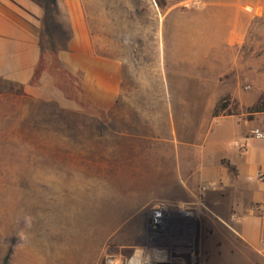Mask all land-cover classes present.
Returning <instances> with one entry per match:
<instances>
[{
    "label": "rangeland",
    "instance_id": "obj_1",
    "mask_svg": "<svg viewBox=\"0 0 264 264\" xmlns=\"http://www.w3.org/2000/svg\"><path fill=\"white\" fill-rule=\"evenodd\" d=\"M30 1L41 8V68L49 71L32 85L44 83L50 99L0 81V264H262L264 242L255 250L245 239L242 216L227 219L200 195L176 204L157 194L152 143L140 139L155 133L134 114L159 113L163 81L180 101L196 83L227 91L220 114L261 125L264 0L232 8L249 24L242 31L206 26L231 18L226 0H161L164 8L157 0ZM74 26L96 53L148 73L136 110L94 108L79 79L61 71L55 55Z\"/></svg>",
    "mask_w": 264,
    "mask_h": 264
},
{
    "label": "crops",
    "instance_id": "obj_2",
    "mask_svg": "<svg viewBox=\"0 0 264 264\" xmlns=\"http://www.w3.org/2000/svg\"><path fill=\"white\" fill-rule=\"evenodd\" d=\"M251 1L226 0L224 4L229 7L231 18L225 22H208L206 26L216 30L247 29L249 24L239 16L240 10L232 8ZM38 8L39 11L30 0H0V81L22 87L34 99L46 100L50 97L41 95L44 83L32 85L43 55L41 22L36 17L41 8ZM72 23L75 24L74 20ZM74 29L75 36L67 43L68 48L57 54L61 71L79 79L82 92L94 108L107 109L109 114L122 103L136 110L142 93H149L144 81L148 73H136L126 58L96 53L92 42L78 36L75 26ZM199 38L198 35L193 38L194 44ZM144 69L147 66L139 65V71ZM39 73H44L45 82L49 71ZM164 76L167 79V74L162 79ZM150 90L155 93L154 86ZM174 90L168 83L164 86L163 81L161 91L166 97L156 107L159 113L150 119L134 114L139 125H147L155 133L140 136L152 143L149 149L155 157V178L151 183L165 201L187 204L200 195L207 205L228 214L227 219L238 220L242 216L238 220L241 234L255 250L260 249L264 242V181L257 177L264 174V140L250 138V132L262 123L258 126L254 119H245L241 114H215L226 90L191 84L186 88V93L191 95L187 101L175 97ZM250 99L255 100L254 93ZM236 143H246V151L240 150ZM211 186L214 188L202 193Z\"/></svg>",
    "mask_w": 264,
    "mask_h": 264
},
{
    "label": "built area",
    "instance_id": "obj_3",
    "mask_svg": "<svg viewBox=\"0 0 264 264\" xmlns=\"http://www.w3.org/2000/svg\"><path fill=\"white\" fill-rule=\"evenodd\" d=\"M250 138H253V139L259 140V141L264 140V120H263L262 125L260 127H257L250 132ZM235 145L238 146V148L242 151H246V149H247L246 143H241V144L236 143ZM257 179L259 181H264V174L260 173L258 175ZM211 187H213V186H211ZM209 188L210 187H207V188H205V190L209 189Z\"/></svg>",
    "mask_w": 264,
    "mask_h": 264
},
{
    "label": "trees",
    "instance_id": "obj_4",
    "mask_svg": "<svg viewBox=\"0 0 264 264\" xmlns=\"http://www.w3.org/2000/svg\"><path fill=\"white\" fill-rule=\"evenodd\" d=\"M161 0H157V3H158V6L160 7V8H164V4H162L161 2H160ZM42 49H43V47H42ZM45 49H43L42 51H43V55H42V60L44 59V57L46 56V53H45V51H44ZM53 52H55V51H53ZM55 58H57V56L55 55ZM42 60H41V64H40V69H39V71H43L44 69H42L41 68V65H42ZM57 62H58V59H57ZM39 71H38V73H39ZM36 75H37V73L35 74V76H34V78L33 79H35L36 78ZM34 84V83H33ZM226 106L225 105H222L221 106V109H224ZM219 112H220V110H219V108L217 107V110L215 111V114H219Z\"/></svg>",
    "mask_w": 264,
    "mask_h": 264
},
{
    "label": "water",
    "instance_id": "obj_5",
    "mask_svg": "<svg viewBox=\"0 0 264 264\" xmlns=\"http://www.w3.org/2000/svg\"><path fill=\"white\" fill-rule=\"evenodd\" d=\"M158 264H168V263H158Z\"/></svg>",
    "mask_w": 264,
    "mask_h": 264
},
{
    "label": "bare ground",
    "instance_id": "obj_6",
    "mask_svg": "<svg viewBox=\"0 0 264 264\" xmlns=\"http://www.w3.org/2000/svg\"><path fill=\"white\" fill-rule=\"evenodd\" d=\"M118 264H121V263H118Z\"/></svg>",
    "mask_w": 264,
    "mask_h": 264
}]
</instances>
